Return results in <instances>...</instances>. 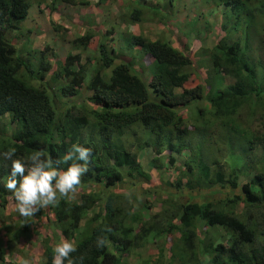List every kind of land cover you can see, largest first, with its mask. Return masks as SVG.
Wrapping results in <instances>:
<instances>
[{"label":"trees","instance_id":"1","mask_svg":"<svg viewBox=\"0 0 264 264\" xmlns=\"http://www.w3.org/2000/svg\"><path fill=\"white\" fill-rule=\"evenodd\" d=\"M247 1L215 0L217 5L249 14ZM63 2L70 5L85 4L80 0H52L53 6ZM172 2L168 0L167 4L172 6ZM31 6L32 0H0V117L8 116L9 121L16 125L12 136H0V152L14 149L13 159H16L43 150L45 156L57 160L67 154L74 144L92 150L89 170L78 186L83 187L80 199L61 198L57 205L49 206L60 230L59 237L72 240L77 245V252L72 254L74 257L83 256L84 264H120L129 250L139 241L146 240L154 230L153 227H147L143 234H134V227L120 215V209L113 206L111 199L106 202L103 214L91 215L92 225L81 228L84 218L100 200L98 192H87L89 185L101 184L106 189L114 187L125 176L134 179L147 176L138 160V153L129 150L120 139L134 126L155 134L157 144L164 142L176 152H182L192 147L189 137L192 125L196 131L205 135L207 126L219 123L226 130L221 136L229 142V156L236 162L232 164L226 183L231 189L238 188V178L248 172L249 165L241 169L237 162L241 164L247 156L248 147L260 137L247 124L240 122L238 115L245 107L252 109L250 116L256 114L257 108H264V76H261V69L258 68L263 66V62H255L253 55L256 49H252L247 32L242 43L237 31L232 34L228 30L227 36L221 37L208 50L212 73L219 78L228 76L233 83L207 97L209 108L198 107L195 118L189 120L178 113L176 108L187 107L193 101L206 97L205 88L200 83L192 87L185 86L190 81L195 64L189 52L174 48L163 35L153 40L144 34L129 32L122 35L124 46L137 48L141 55L150 54L155 59L156 66L149 82L137 71L133 61L116 62L115 55L103 41L99 42L100 60L95 68L91 69L82 63L83 55L78 52L69 53L65 63H60L53 70L51 58H56L57 54L50 45L36 51L40 60L35 68L19 55L20 50L8 38L11 33L17 37L32 33V29L23 26ZM145 12L144 5L129 8L133 20L142 21ZM247 21L249 25L246 31L251 25L250 20ZM52 27L57 32L67 31V28L55 22ZM222 27L228 29L227 24ZM207 30L210 31L209 25ZM91 40L92 34L86 32L74 42L87 46ZM105 69H110L108 76ZM51 72L53 85L46 78ZM26 75L38 80L39 85L29 81ZM85 86L91 93V99L101 101L99 110L86 104H71L59 111L56 97L79 96ZM115 133L118 135L116 139L113 137ZM236 138L239 145L234 143ZM196 148H200L199 145ZM195 153L196 157L188 163L186 169L189 188L201 185V173H197L199 168L206 176L209 171L206 163H200L199 152ZM10 167L11 160L0 157L1 205L7 204L9 197L14 200L3 186ZM61 167L66 168L67 165ZM216 174L215 183L222 180L221 173ZM195 175L199 178L193 177ZM240 189L249 206H258L257 203L264 200V172L254 175ZM38 213L42 214L43 210ZM20 220L24 221L21 229L10 233L6 242L0 240V264H6L7 249L12 246V242L30 229L29 220L21 216ZM180 221L184 235L179 248L181 256L179 253L178 264H264V241L255 244L258 230L234 212L226 211L210 200L197 202L191 197L182 205ZM198 222L211 228L224 227L235 237L229 246L214 243L208 238L199 240ZM97 237L106 239L104 248L96 247ZM151 237L155 239V235ZM43 244L44 260L37 264H51L53 246L50 238L45 237ZM162 249L161 246V256ZM171 260L176 261L173 255Z\"/></svg>","mask_w":264,"mask_h":264},{"label":"rangeland","instance_id":"2","mask_svg":"<svg viewBox=\"0 0 264 264\" xmlns=\"http://www.w3.org/2000/svg\"><path fill=\"white\" fill-rule=\"evenodd\" d=\"M167 1L168 0H166V11L171 10L174 12L175 6H169ZM191 1L192 0H180L179 6L176 8V11H179L177 14H173V12L165 13L163 10L159 11L160 16L163 17L176 16L180 22H184L186 19H190L195 22L196 27L200 29L201 34H205V41L207 39V43H209L210 46V48L205 50L206 54L204 55V60L207 59V61L197 65L194 61L195 64L192 72L196 71L198 76L195 78V76L191 74L190 78V83L192 85H196L198 82L205 88L206 97L193 101L187 107L176 108L178 113L183 114L189 120L193 117L195 118L198 107L204 109L209 108L207 97L212 96V94L218 89H224L233 83V80L228 76H221L219 78L218 75L212 73L209 56H207L208 50L211 49L221 37L224 35L227 36L228 30L230 33L232 32V34L237 31L242 43L244 41L245 32L248 33L250 45L253 46L252 49H256V53H254V55L252 54L255 62L259 60L263 62V66H259L258 68L261 69V76H264V0H248L249 14L243 13L242 11L232 10L227 6L224 7L223 5H217L215 0H200V2L194 7ZM173 3L176 4V1L173 0ZM60 4L62 5V3H58L53 6L52 0H32L34 10H32L31 16L37 17V19L28 20L27 23H23L25 29H32V33L29 36L19 37L15 36L14 33H11L8 35L9 40L12 43H18L20 41L28 42V39L34 36L33 34L35 33V28L39 25V23L43 29L41 31V36L45 41V43H39L42 45L39 49L44 48L49 42H52L53 39L58 40L59 38L54 37V34L57 31H55L52 27L53 22L59 24L58 21H53V17H58V15H52L51 17V14L53 9ZM116 5L117 7L114 8L113 15L111 14L113 19L112 23L113 21H116V25L120 26L123 21L120 16V9L123 4L119 0ZM123 10L124 9H122V11ZM37 12L40 14H37ZM117 14L119 16H117ZM148 14L149 13L145 12L144 16ZM63 16L64 15H61V17ZM174 17L168 19H173ZM247 19L250 20L251 25L246 31V27L249 25V21H247ZM59 21L62 20L59 19ZM159 21V17L154 18V21H145V26L149 31H151V35H153V37L162 35V33H160V28L163 27L162 23H164V20H162V23L160 24ZM173 22L177 23L176 21ZM224 23L227 24L228 29L222 27L225 25ZM195 24L192 25L193 28H195ZM208 25L210 26V31L207 30ZM172 26H170V28L165 27V29H168L169 31L170 29H173ZM74 27L75 32V30L77 31L78 26ZM175 27L177 30L184 28L181 24H177ZM63 32L68 34L67 31H59L56 33L61 35L60 39L67 37L62 35ZM60 39L56 43H60ZM68 39H64L66 47L71 45V47L74 48ZM166 39L169 40L168 38ZM73 43L75 42L73 41ZM195 43H197V41H192V50L190 49L191 51H189L191 56L197 48V44ZM19 45H21L20 50H23L22 48L25 47V45L22 43ZM73 45H76L75 53H82V63L87 65L86 59H84V46L77 44ZM179 47L182 48V45L179 44ZM127 49L129 53L124 56L116 54V62L120 60L133 61L137 71L142 74L144 79L146 81L150 80L155 66H144L143 60H141V52L138 51L137 48ZM37 50L38 49L30 51L26 56V59L33 64L35 68L38 67L40 60L39 54L36 52ZM53 50L56 51V48H53ZM20 54L21 51H19V55ZM198 55H200V51ZM94 61L97 62V59ZM152 61L153 60L151 58H148L146 63L151 64ZM52 63L56 68L61 62H59L57 57L52 60ZM91 63L92 61L90 64ZM143 67L146 68L144 69ZM109 73L110 72L107 71V75ZM51 75L52 73L47 75V81H52L50 79ZM89 77L90 76L87 77V80ZM26 78L33 84L39 85L38 80L30 78L28 75H26ZM52 82L51 83L53 85L54 81ZM90 97L91 93L85 86L81 90V95L79 96L62 97L61 99H59V96L56 97L57 107L59 111H62L65 107L71 104H86L89 107L99 110L102 106L101 101L97 99L93 100ZM256 111L257 112L254 116H250L249 114H252V109L245 107L241 110L240 115H238L240 122L247 124L258 135H260V137L257 141L252 143V146L248 147L247 156H245L241 164L240 162H237L241 169L245 165H249V168L247 169L248 172L245 175L239 176V186L236 189L229 188L226 183V180L229 179L232 164L234 165L236 162L232 161V156H229V142L227 143V140H223L224 137L221 136L223 133L225 134L226 130L221 128L219 123L207 126L205 135L196 131L195 127L192 125L190 127L192 133L189 136L192 147L184 149L182 152H176V150L170 148V146L164 142L157 144L155 142L156 135L147 133L140 126H134L132 129H129L128 132L120 136V139L129 150L138 153V160L147 176H140L135 179L125 176L123 180L117 183L114 187L106 189L101 184L89 185L87 192H98L100 200H98L95 207L89 211L90 214L84 218L81 223V228L84 229L85 227L92 225L93 221L91 220V215L96 213L103 214L106 202L108 199H111L113 201V206L120 209V215L124 216L125 220L129 221V224L134 227V234H143L147 227L154 228V230L148 234L146 240L139 241L134 248L129 250V253L123 257L120 264H178V262H180V258L178 257L181 251L179 248L182 245L184 235V230L181 227L182 223L180 221L182 205L191 197H194V200L197 202L210 200L214 205L226 211L234 212V214H236L240 219L247 222L249 226L258 230L259 235L255 244L259 245L262 243L264 241V200L258 202V206L256 207L249 206L246 203L245 195L240 189L241 185L252 180L254 175L260 173V171L264 172V168H261V166H264V108L259 110L257 108ZM15 128L16 125L9 121L8 116L0 117V136H12ZM113 137L116 139L118 138V135L115 133L113 134ZM235 140L236 142L234 143L239 145L238 138ZM241 143H244V141ZM197 145H199L200 148L197 149ZM196 151L199 152L198 159H200V163L201 161L206 163L209 166V171L206 176L205 173L198 167L199 170L197 173H201V185L189 188L187 185L189 174L186 173V169L188 170V163L196 157ZM217 172L221 173L222 180L215 183ZM192 173H194V171ZM193 177L196 179L199 178L198 175ZM82 192L83 187H78L75 194L68 198L78 201ZM223 199L225 200L223 201ZM42 210V214L37 213L34 218L29 220L31 223L29 235L28 233L21 234L24 238L22 240L23 243L28 241L32 248V254L30 256L28 255V258H36L39 262L44 260V256L39 258V252L37 250L38 247L41 246L44 248L43 239L45 237L50 238V244L53 245V247L62 240L59 237L60 230L56 226V218L52 209L48 206ZM10 212H13L15 215V220L20 218L19 213L15 210V200L11 197L8 198V207L6 212H4L2 208L0 209V220L3 217H6L7 213L9 214ZM56 234H58V236H56ZM151 235H155V239H152ZM7 237L5 242L7 241ZM234 237L235 235L224 227L211 228L204 223L198 222L199 240L208 238L214 243L220 242L229 246L231 239ZM161 246L163 247L162 256L160 255ZM11 247L12 246L8 247L10 249V254L7 257L6 264H20L21 260L19 259L24 255L26 256L25 250L22 251L24 252L22 253V256L21 254L19 255L18 261L14 260ZM34 248L35 250L33 251ZM172 255L175 257L176 261L171 260Z\"/></svg>","mask_w":264,"mask_h":264},{"label":"crops","instance_id":"3","mask_svg":"<svg viewBox=\"0 0 264 264\" xmlns=\"http://www.w3.org/2000/svg\"><path fill=\"white\" fill-rule=\"evenodd\" d=\"M80 1L85 4L70 5V4L63 2L62 5L60 4L59 6L54 8L51 14V17L52 15L54 16L58 15V17H53L54 18L53 21L54 20L58 21L59 24L67 28V32H68V34L66 32H63L62 35L67 36V37L65 38L63 37L62 39H60L61 35L56 34L57 32H55L54 37L59 38L61 42L56 43L59 39L58 40L53 39L52 42L48 43V45H50L52 48H56V52L58 54V60L61 63L65 62V59L70 52H73V53L76 52L75 51L76 45H73L75 44L73 43V41L77 37L83 36L86 32H90L92 34V40L90 44L87 46H84V54H85L84 59H86L87 65L91 66L89 68L92 69L99 65L100 52H99L98 46H99L100 41H103L106 44L107 48L110 49L111 53L115 55V58H116V54L124 56L125 54L129 52H128V49L124 46V42L122 39L123 34L131 32L133 34H144L153 40H156L157 38H159V36L153 37V35H151V31H149L148 28L145 26L146 20L154 21V18H157V17H159L160 19L159 24L162 23V20H164V23H162L163 27L160 28V33H162V35L165 36V38H168L171 41L172 46L174 48L189 52L192 50L191 49L192 41L193 42L197 41V43H195L197 44V48L194 51V54L192 55V57L196 65L207 61V59L204 60L205 58L204 55L206 54L205 50L207 48H210V46H209V43H207V39L205 41V34L204 33L201 34V31L199 28L196 27L195 22L191 21L190 19L189 20L186 19L184 22L183 21L180 22L178 18H176V16L175 17L174 16H167V17L160 16V12H159L160 10H163L165 13L173 12L171 10L166 11L165 9L166 0H120L123 4L122 8L120 9L121 11L120 16L123 19L120 26L116 25V21L115 22L113 21L112 23L113 19L111 16V14L113 15L114 13L113 10L114 8L117 7L116 4H117V1L119 0H80ZM175 1H176V4L172 2V5L175 6V11L173 12V14H177V12H179V11H176V8L177 6H179L180 0H175ZM191 2L194 7L200 2V0H192ZM137 5H144L146 7V12L149 13L148 15L144 16V19L142 21L133 20L129 15V8L132 6H137ZM122 9L124 10L122 11ZM32 10H34L33 6H31L29 10V16L24 21V23H27L28 20L37 19V17L31 16ZM37 14H40V13L37 12ZM61 15H64V16L61 17ZM117 16L119 15L117 14ZM172 17L174 18L168 19ZM59 19L62 21H59ZM173 21H176L177 23ZM177 24L183 25L184 28H182L181 30H177L175 27ZM193 24H195V28L192 27ZM74 26H78V29L77 31L75 30V32H74V29H75ZM170 26H172L173 29H170L169 31L168 29H165V27L170 28ZM111 29H114L113 32H110ZM42 30L43 29L41 28V25L39 23V25L35 28V33L33 34L34 36L28 39L29 40L28 42H21V41L18 43L13 42V44H15L19 50L21 48V45L19 44L22 43L23 45H25V47L22 48L23 50H20L21 51L20 56L27 62H29L26 59V56L28 55V53L35 49L41 48L42 45L39 44L40 42L45 43V41L43 40L41 36ZM64 39H68L69 42H71L72 46H74V48L71 47V45H68V47H66ZM116 43H117V47H116ZM179 44L182 45V48L179 47ZM199 51H200V55H198ZM148 58H151L153 60L151 64L146 63V60ZM95 59H97V62L94 61ZM141 60H143L144 66L145 65L147 67L156 66L155 59L150 54L142 55ZM91 61L92 63L90 64ZM120 61H125V60H120ZM143 68L145 69L146 67H143ZM107 71H105L106 75H107ZM192 75H194L195 78L196 76H198L196 71H194ZM149 81L150 80H148L147 82ZM185 86L192 87L194 85H192L190 81H188ZM0 207L2 208L4 212H6L8 203L5 205H1ZM14 218L16 219L15 215L13 214V212H10L9 214L7 213L6 217H3L0 220V240L5 241L6 237L9 236L10 233L13 234L14 231L16 230L19 231L21 227L24 225L23 220L19 221L20 218H18L17 220H15ZM27 233L29 235L30 231H28ZM60 238L63 239L62 237ZM23 239L24 238L21 235H19L16 238V240L12 242L11 252L14 256V260H18L19 255L21 254L22 256V253H24L22 251L24 250H25L26 256L25 255L22 256L19 260L28 258V255L30 256L32 254L31 253L32 248L29 245V242L26 241L23 243L22 241ZM35 248L33 249V251L35 250ZM7 250H8V254H7V257H8V255L10 254L9 252L10 249H7ZM37 251L39 252V256H38L39 258L44 256L45 249L42 248V246L38 247ZM38 262H39L38 259L32 258V264H37Z\"/></svg>","mask_w":264,"mask_h":264},{"label":"clouds","instance_id":"4","mask_svg":"<svg viewBox=\"0 0 264 264\" xmlns=\"http://www.w3.org/2000/svg\"><path fill=\"white\" fill-rule=\"evenodd\" d=\"M106 70L110 72V69ZM14 156V149L0 152V157L11 160L10 171L3 186L14 197L15 210L19 215L25 220H31L42 209L55 206L61 198L75 194L81 178L89 170L92 150L74 144L67 154L57 160L45 156L43 150L34 151L23 158L13 159ZM61 165L67 167L62 168ZM106 243L103 237H97L95 241L98 249L104 248ZM77 250L72 240L62 239L52 249L51 264H84L83 256L77 258L72 255ZM20 264H32V259L24 258Z\"/></svg>","mask_w":264,"mask_h":264}]
</instances>
